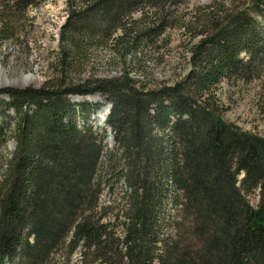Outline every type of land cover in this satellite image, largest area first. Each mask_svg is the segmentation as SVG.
I'll return each mask as SVG.
<instances>
[{
    "label": "trees",
    "instance_id": "1",
    "mask_svg": "<svg viewBox=\"0 0 264 264\" xmlns=\"http://www.w3.org/2000/svg\"><path fill=\"white\" fill-rule=\"evenodd\" d=\"M33 1L0 0L2 38L10 36L6 12L22 13ZM76 1L67 0L60 73L36 88L0 90L8 97L0 99V118L11 121L13 141L0 162V264L15 257L47 264L64 243L98 264H264V137L225 120L216 95L223 82L261 76L264 0L197 6L191 19L201 22L200 35L188 72L153 87L122 66L109 77L75 80L66 72L88 56L91 42L121 63L135 59L170 26L166 2L185 0ZM94 93L110 104L114 146L103 163L105 136L76 123L77 109L87 116L91 105L70 101ZM113 178L125 184L118 233L102 221L108 206L99 205ZM255 189L253 206L245 194Z\"/></svg>",
    "mask_w": 264,
    "mask_h": 264
},
{
    "label": "rangeland",
    "instance_id": "2",
    "mask_svg": "<svg viewBox=\"0 0 264 264\" xmlns=\"http://www.w3.org/2000/svg\"><path fill=\"white\" fill-rule=\"evenodd\" d=\"M215 0H185L183 3L173 6L166 2L164 13H168L170 26L166 27L159 37L153 38V43L141 46V54L134 59L130 57L120 59L108 53L104 47L96 42H91L86 58H75V62L67 68V75L78 80L90 75L93 77L116 76L126 70L129 76L138 80L144 87L156 86L159 82L172 84L188 72L190 65L188 60L191 44L195 43L199 35L201 22L192 15L197 6H204ZM221 1V0H218ZM228 3L230 0H223ZM78 0L76 1V3ZM146 11V21H154L155 15ZM10 22L6 35L0 36V90L5 88H24L28 86L39 87L42 83L60 73L59 46L62 34V26L68 15L67 0H34L24 12L10 11ZM139 12L134 13L138 18ZM190 21V22H188ZM190 26L192 28H190ZM192 29V30H191ZM197 31V32H196ZM67 33H65V36ZM103 41V40H99ZM98 42V41H97ZM222 104L223 117L228 122L238 125L242 130H247L264 137V64L261 76H254L250 81L231 80L223 82L216 92ZM0 99L8 100L6 94L0 92ZM70 101L74 104L86 103L91 105L92 112L85 116L80 108L77 109V125L88 123L96 131L105 136L103 140L104 150L101 163L105 161V153L114 146L106 124L101 125V114L109 106L105 97L97 93L87 95H71ZM110 108V107H109ZM104 114H103V113ZM99 118L97 121L96 119ZM8 119L0 118V124L6 138L5 148L1 149L0 162L8 156L13 149L12 139H8L9 127L12 125ZM1 134V138L3 137ZM4 156H3V155ZM243 173L238 175L241 179ZM112 189L104 190L100 195L99 205L108 206L103 222H109V229L119 232L114 216L121 208V195L125 191L122 181L111 180ZM249 203L255 206L258 202V190L245 194ZM123 207V204H122ZM170 204H166L162 216L166 219L171 214ZM18 258H14L6 264H17ZM93 255H80V248L69 250L67 243L61 244L51 254L47 264H98Z\"/></svg>",
    "mask_w": 264,
    "mask_h": 264
},
{
    "label": "bare ground",
    "instance_id": "3",
    "mask_svg": "<svg viewBox=\"0 0 264 264\" xmlns=\"http://www.w3.org/2000/svg\"><path fill=\"white\" fill-rule=\"evenodd\" d=\"M104 112H106V113L104 114V113L102 112L104 115L101 114V119H100L101 121H103V120L105 119V116H106L107 113H108V106L104 109Z\"/></svg>",
    "mask_w": 264,
    "mask_h": 264
}]
</instances>
